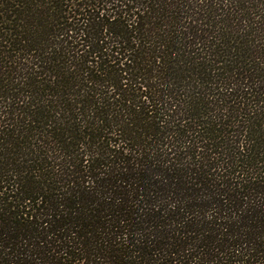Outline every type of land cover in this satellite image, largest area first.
<instances>
[{
	"label": "trees",
	"instance_id": "1",
	"mask_svg": "<svg viewBox=\"0 0 264 264\" xmlns=\"http://www.w3.org/2000/svg\"><path fill=\"white\" fill-rule=\"evenodd\" d=\"M0 264H264V0H0Z\"/></svg>",
	"mask_w": 264,
	"mask_h": 264
}]
</instances>
